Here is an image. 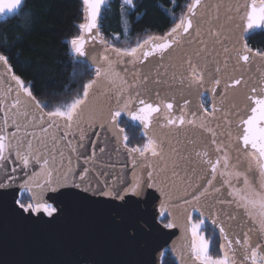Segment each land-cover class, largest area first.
<instances>
[{"label":"snow or ice","instance_id":"snow-or-ice-1","mask_svg":"<svg viewBox=\"0 0 264 264\" xmlns=\"http://www.w3.org/2000/svg\"><path fill=\"white\" fill-rule=\"evenodd\" d=\"M25 2L0 0V15L22 10ZM123 2L134 8L133 0ZM108 3L82 0L85 22L78 25L81 34L70 40L74 55H87L85 37L97 39ZM185 9L163 36H149L131 48L105 47L115 61L107 54L93 57V75L82 92L51 111L14 73L5 55L11 47L0 39V83L7 85L0 91V189L15 183L18 169L38 168L18 193L30 202H14L19 209L50 217L57 207L45 199L48 193L68 202L91 200L86 195L91 193L109 198L99 203L121 201L114 206L129 209L141 204L133 197L154 189L163 197L158 209L162 220L177 209L186 213L181 226L187 244L176 250L180 261L186 252L192 264H264V52L254 51L245 39L264 31V0H190ZM99 43L108 44L104 39ZM125 57L133 65L167 59L171 75L161 73L158 63L154 76L134 73L129 82L115 70ZM173 83L195 87L208 106L204 99L193 108L187 98L182 106L167 94L162 98L161 92L170 91ZM122 114L143 129L145 144L129 146L120 127ZM84 127L99 129L90 154H85ZM109 140L112 152H123L130 160L131 179L124 175L128 164L117 168L111 161ZM249 176H258L259 183L254 186ZM225 185L231 188V199L219 198ZM202 209L208 210L207 217ZM236 211L251 226L230 237L221 217L236 221ZM192 213L201 219L194 220ZM206 219L223 237L219 257L209 254L211 242L202 231ZM175 221L173 215L164 227H177Z\"/></svg>","mask_w":264,"mask_h":264},{"label":"water","instance_id":"water-1","mask_svg":"<svg viewBox=\"0 0 264 264\" xmlns=\"http://www.w3.org/2000/svg\"><path fill=\"white\" fill-rule=\"evenodd\" d=\"M18 12L19 10L16 13L0 15V18ZM100 22L101 19L97 39L93 41L88 36L85 37L89 41L85 46L87 55L84 57L75 55L77 60L88 62L91 66L94 63L93 57L104 54L109 55V58L115 61L110 51L107 53L104 51L108 45L99 43L100 39H104L100 35ZM123 61L115 64V70L129 82L134 73L136 75L149 73L154 76L158 63L163 65L159 69L161 73L167 70L171 75L172 71L167 59L158 62L157 58H150L149 61L144 62V65L139 63L133 65L128 62L127 57L123 58ZM6 87V84L0 83V91ZM166 94L174 97V104L181 106L184 98H187L193 108L202 99L196 95L195 87L189 90L187 86L181 87L174 83L170 91L161 92L162 98ZM2 111L3 108L0 106V112ZM95 131L99 129L83 128L86 137L85 149L87 151L85 154L91 152V143L96 139ZM76 143L77 141L73 140V146ZM111 147L109 140L111 161L116 163L117 168L121 163L128 164L124 175L131 179L130 160L123 152L120 154L112 152ZM66 155H68L67 152ZM72 159L73 164L78 163L75 155ZM108 159V156L104 157L105 162H108ZM79 163L83 167L82 160ZM32 171H38V168H28L23 171L18 169L15 173V183L7 189H0V264H162L161 258L165 250H169L179 264H192L190 260H187L186 252L185 260L180 261L176 251L187 244L184 229L181 226L186 213L183 209H177L169 215L170 219L173 215L176 217L177 227L172 229L164 227L165 224L161 222L158 212L159 201L163 197L156 190L148 189L144 196L133 197V200H140L141 204L129 209L114 206L121 204V201H113L112 205L99 203L109 198L92 196L91 193L86 194L91 196V200L75 202H68L55 193H48L45 199L57 207V212L50 217L43 211L35 213L19 209L14 202L15 199L20 198L18 193L22 190L21 186ZM2 178L3 174L0 173V179ZM249 179L254 186L259 183L258 176H249ZM234 186L243 187L242 183H234ZM217 187L220 185L217 184ZM230 192L231 188L225 185L221 188L219 198L231 199L228 195ZM202 211L207 217L208 210L202 209ZM153 213L156 214L154 219ZM233 215H236V221H227L221 217L226 231L230 229V237L233 233L240 234L241 231H246L247 227L251 226L242 212L236 211ZM206 222L218 233L223 243V237L218 228L209 223L207 219Z\"/></svg>","mask_w":264,"mask_h":264},{"label":"trees","instance_id":"trees-1","mask_svg":"<svg viewBox=\"0 0 264 264\" xmlns=\"http://www.w3.org/2000/svg\"><path fill=\"white\" fill-rule=\"evenodd\" d=\"M189 2L133 0V8L123 0H110L102 12L100 35L108 46L135 47L149 36L165 35ZM84 15L82 0H26L17 14L0 18V39L11 47L5 55L9 56L14 73L31 86L36 99L49 103L45 111L70 102L92 78V66L77 60L70 50L71 38L81 34L78 25L85 22ZM246 40L250 48L264 52V31L256 30ZM120 127L128 134L130 147L141 145L147 139L142 129L133 126L124 114ZM193 215L195 219L200 218L197 213ZM160 220L167 224L171 219L168 216ZM205 227L220 255L222 241L218 233L207 222ZM161 263L179 264L169 250L163 252Z\"/></svg>","mask_w":264,"mask_h":264},{"label":"rangeland","instance_id":"rangeland-1","mask_svg":"<svg viewBox=\"0 0 264 264\" xmlns=\"http://www.w3.org/2000/svg\"><path fill=\"white\" fill-rule=\"evenodd\" d=\"M202 99H204V103H205V106H208V99L207 98H204V97H202ZM146 143V141L143 143V144H145ZM143 144H141V146L143 145ZM19 199H21V201L22 202H30V201H28L26 198H19ZM36 213V212H35ZM194 214V213H193ZM192 214V217H193V219L194 220H199V219H201V217L199 218V219H195L194 218V215ZM205 223H206V220H205ZM202 231H203V233L205 234V236L210 240V249H209V254L212 256V257H219L220 255L217 253V251L214 249V246H213V244H212V241H211V238H210V236L208 235V232H207V229H206V227H205V225L203 226V228H202Z\"/></svg>","mask_w":264,"mask_h":264}]
</instances>
